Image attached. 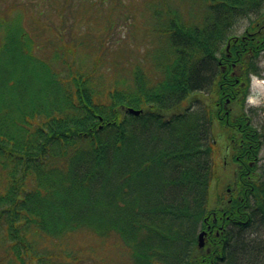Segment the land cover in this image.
Instances as JSON below:
<instances>
[{
    "label": "trees",
    "instance_id": "1",
    "mask_svg": "<svg viewBox=\"0 0 264 264\" xmlns=\"http://www.w3.org/2000/svg\"><path fill=\"white\" fill-rule=\"evenodd\" d=\"M50 1L61 28L27 9L0 22L1 260L65 264L36 238L88 231L126 264H264L246 241L264 232V124L244 110L264 0ZM108 3L116 19L96 13Z\"/></svg>",
    "mask_w": 264,
    "mask_h": 264
},
{
    "label": "rangeland",
    "instance_id": "2",
    "mask_svg": "<svg viewBox=\"0 0 264 264\" xmlns=\"http://www.w3.org/2000/svg\"><path fill=\"white\" fill-rule=\"evenodd\" d=\"M17 2L16 7L12 6V3ZM127 2H136L142 0H126ZM145 3L148 0H143ZM50 0H0V22L2 21L1 17H6L4 19H12V17H17L19 14L24 16V12L22 13L21 10L27 9V13L37 14L40 13V21L38 24H50L53 23L57 27L58 19L56 17L55 11L51 6ZM120 6H116L115 8L111 9L110 3L106 5L104 8H99V15H110L111 19H116L122 12ZM94 9L91 8V12ZM254 18V17H253ZM250 18H245L240 21L234 29V34L236 36H241L247 29L249 25ZM26 21L27 19L24 18ZM32 21V19H31ZM30 21V22H31ZM107 18L103 16L101 20L97 17L94 18L93 22H97L100 27H107ZM27 22V21H26ZM116 23V22H115ZM140 25L138 22L136 26ZM61 28V27H59ZM91 28V27H90ZM92 28L97 29L96 24H92ZM32 31V29H31ZM51 33V31H47ZM130 32V27L125 23H119V27L116 29L117 36H127ZM134 33H138V30L134 29ZM51 35L47 34L45 38H50ZM139 37V36H138ZM135 37V40L138 38ZM132 39L122 45H115L116 49L123 50L124 48L130 49L132 48ZM137 45V43H136ZM260 68L262 71V76H252L251 77V94L249 96V102H247L244 109L248 110V113L251 114L254 118V123L257 125L264 124V53L260 58ZM197 103H194L193 106H196ZM190 105V103H189ZM221 158V157H220ZM262 161L264 160V148L261 152ZM235 167L233 165L229 166L219 173L220 182H222V186L220 188L221 193L224 191L225 187L232 183L233 175H234ZM217 180V179H216ZM217 182V181H216ZM215 194V183H213V187L211 188L210 198L213 199ZM256 241L257 242H264V232H255L252 231L247 237L246 241ZM115 236H108L105 238H98L94 234L88 231H80L76 234L72 235L71 237L67 238V240H58L55 242H47L45 239L36 238L35 241V251L36 254H45L52 257V260H60L61 263H68V264H126L129 255L124 250H121L115 246ZM0 255V264H8L6 261L1 260Z\"/></svg>",
    "mask_w": 264,
    "mask_h": 264
},
{
    "label": "water",
    "instance_id": "3",
    "mask_svg": "<svg viewBox=\"0 0 264 264\" xmlns=\"http://www.w3.org/2000/svg\"><path fill=\"white\" fill-rule=\"evenodd\" d=\"M129 112L133 115H140L142 113V110H136V109H133V108H130L129 109ZM205 231H203L201 234H200V246L203 247L204 246V236H205Z\"/></svg>",
    "mask_w": 264,
    "mask_h": 264
},
{
    "label": "flooded vegetation",
    "instance_id": "4",
    "mask_svg": "<svg viewBox=\"0 0 264 264\" xmlns=\"http://www.w3.org/2000/svg\"><path fill=\"white\" fill-rule=\"evenodd\" d=\"M246 103H247V102H246ZM246 103H245V104H246ZM244 110L246 111L247 114H249V113H248V110H246V109H244ZM249 115L251 116V118H252V122L254 123V118H253V116H252L251 114H249Z\"/></svg>",
    "mask_w": 264,
    "mask_h": 264
},
{
    "label": "bare ground",
    "instance_id": "5",
    "mask_svg": "<svg viewBox=\"0 0 264 264\" xmlns=\"http://www.w3.org/2000/svg\"><path fill=\"white\" fill-rule=\"evenodd\" d=\"M263 85H264V82H263Z\"/></svg>",
    "mask_w": 264,
    "mask_h": 264
}]
</instances>
